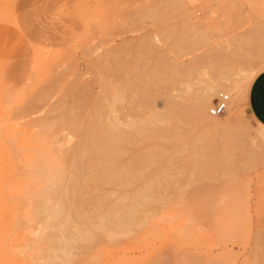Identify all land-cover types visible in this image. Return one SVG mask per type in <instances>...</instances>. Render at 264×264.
I'll return each mask as SVG.
<instances>
[{
    "label": "rangeland",
    "instance_id": "obj_1",
    "mask_svg": "<svg viewBox=\"0 0 264 264\" xmlns=\"http://www.w3.org/2000/svg\"><path fill=\"white\" fill-rule=\"evenodd\" d=\"M18 1L0 0V24H16ZM53 13L69 36L0 61V236L74 234L76 151L100 126L120 134V178L79 185L121 196L104 210L123 214L73 264H264V126L247 109L264 0H62ZM225 79L241 95L216 119L217 91L195 121L193 99Z\"/></svg>",
    "mask_w": 264,
    "mask_h": 264
},
{
    "label": "bare ground",
    "instance_id": "obj_2",
    "mask_svg": "<svg viewBox=\"0 0 264 264\" xmlns=\"http://www.w3.org/2000/svg\"><path fill=\"white\" fill-rule=\"evenodd\" d=\"M231 81H216L213 84H207L201 91V93L193 99L191 111L195 121H199V119L203 117V110L207 108L210 99L216 94L217 91L225 90V92H229L226 94L229 95L231 93L234 96V99L235 97L241 95L242 87L240 86L241 89L238 87V85L236 84L237 81ZM214 118L218 119V117ZM95 127L96 126L92 128V134L90 133V129L87 130L92 135L91 139H89L88 141L90 142V145L92 143V149L88 150L87 147V149L80 148L78 151H76V179L74 185L75 189L73 192V203L75 206L73 216L74 234L70 237H40L34 239L31 242L27 241L24 237L13 238L8 235L0 236V264H73L76 261V257L90 254V251L92 249L91 247L88 248L90 246L88 244L93 242L101 233L104 234L107 241L112 242V240L116 236L115 227L119 225H114V221L112 220V218L111 220H109L110 225L108 226L107 224H105L106 222L103 219H108V217L110 218L111 215L113 217H121L123 213L118 210H107L105 212L104 209L107 205L109 206L114 202L121 203L123 200L122 197H117V199L115 198L114 201L111 199L108 191H105V193L101 194L99 191L100 189L98 188L93 189L89 186V188H84L83 186L79 185L80 182L84 184L90 182H101L103 184L106 183L110 177L120 178V169L114 166L116 165L114 164L116 163V161H112V158L115 154L113 155L114 151H112L111 149L114 148H112L113 146L110 148L111 144L113 142H116V139L119 141L120 134H117L118 136H116L113 132H105L102 127L100 128V126L96 128ZM79 128L81 129V125ZM88 132H86V134ZM89 133L87 135L90 136ZM87 135H84V138H89V136ZM88 138L84 139L85 145H82L86 146ZM37 148L39 149V147ZM86 151H92L96 154L100 153L101 155H99L94 161L92 159V161L87 162V164H90L88 166L87 164L85 165L83 156L86 154ZM116 153L119 154L118 152ZM102 167H106V170L104 172L99 170ZM85 168H89V173H86ZM89 174L91 177L93 176L91 180L88 179V177H90ZM39 178L40 176L37 174L35 179L39 180ZM25 181L26 179L22 180V183H25ZM109 181L107 183H110ZM18 189L21 190L20 187H18ZM47 196H49V194H47ZM64 198L65 201H67L66 191L64 194ZM42 200H46L45 195L42 196ZM13 213L14 219H19L23 216V213L19 211L18 207H14ZM16 222L17 220H14V223ZM66 222H68V219L66 220ZM98 231L101 233H98ZM95 244H97V241L95 242ZM98 249L99 248L96 247L95 251L93 252H96Z\"/></svg>",
    "mask_w": 264,
    "mask_h": 264
},
{
    "label": "crops",
    "instance_id": "obj_3",
    "mask_svg": "<svg viewBox=\"0 0 264 264\" xmlns=\"http://www.w3.org/2000/svg\"><path fill=\"white\" fill-rule=\"evenodd\" d=\"M62 0H19L16 24H0V61L19 59L29 49L31 40L55 44L69 36L67 22L53 12ZM247 109L250 116L264 126V71L259 73L248 89Z\"/></svg>",
    "mask_w": 264,
    "mask_h": 264
},
{
    "label": "built area",
    "instance_id": "obj_4",
    "mask_svg": "<svg viewBox=\"0 0 264 264\" xmlns=\"http://www.w3.org/2000/svg\"><path fill=\"white\" fill-rule=\"evenodd\" d=\"M230 96L226 93L217 94L209 114L212 117H220L226 114L229 109Z\"/></svg>",
    "mask_w": 264,
    "mask_h": 264
}]
</instances>
